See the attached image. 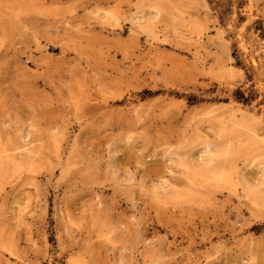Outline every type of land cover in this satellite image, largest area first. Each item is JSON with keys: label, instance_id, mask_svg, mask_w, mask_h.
Returning a JSON list of instances; mask_svg holds the SVG:
<instances>
[{"label": "rangeland", "instance_id": "374dc122", "mask_svg": "<svg viewBox=\"0 0 264 264\" xmlns=\"http://www.w3.org/2000/svg\"><path fill=\"white\" fill-rule=\"evenodd\" d=\"M0 264H264V0H0Z\"/></svg>", "mask_w": 264, "mask_h": 264}]
</instances>
